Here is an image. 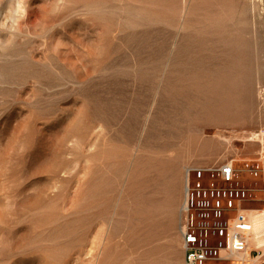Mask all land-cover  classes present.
<instances>
[{
	"label": "rangeland",
	"instance_id": "1",
	"mask_svg": "<svg viewBox=\"0 0 264 264\" xmlns=\"http://www.w3.org/2000/svg\"><path fill=\"white\" fill-rule=\"evenodd\" d=\"M259 83L250 0H0V264H182L187 166L261 197Z\"/></svg>",
	"mask_w": 264,
	"mask_h": 264
},
{
	"label": "built area",
	"instance_id": "2",
	"mask_svg": "<svg viewBox=\"0 0 264 264\" xmlns=\"http://www.w3.org/2000/svg\"><path fill=\"white\" fill-rule=\"evenodd\" d=\"M250 1L264 16V0ZM238 160L230 156L212 165L186 167L179 223L182 264H243L242 259L251 252L256 258L260 256L250 237L254 227L251 213L260 211L264 219V146L255 158L243 160L248 174L260 180V198L252 197L257 187L245 188L237 181ZM258 200L263 203L260 210L245 206L247 201Z\"/></svg>",
	"mask_w": 264,
	"mask_h": 264
},
{
	"label": "bare ground",
	"instance_id": "3",
	"mask_svg": "<svg viewBox=\"0 0 264 264\" xmlns=\"http://www.w3.org/2000/svg\"><path fill=\"white\" fill-rule=\"evenodd\" d=\"M184 196H185V190H184ZM251 215H253L252 223L254 227L252 230V235L250 237V240L252 246L256 248H262V245H264V219L262 216V212L253 211ZM242 260H243V264H246V262L250 260L248 254Z\"/></svg>",
	"mask_w": 264,
	"mask_h": 264
},
{
	"label": "crops",
	"instance_id": "4",
	"mask_svg": "<svg viewBox=\"0 0 264 264\" xmlns=\"http://www.w3.org/2000/svg\"><path fill=\"white\" fill-rule=\"evenodd\" d=\"M264 88V85L262 83H259L258 84V88ZM259 97V96H258ZM224 103L222 105V109H221V114H222V117L224 116H227V115H231V113L233 112V106H234V102L235 101V97L234 95H232L231 93L230 94H227V97L224 99ZM213 107H212V112H211V116H207L204 118V120L201 122L203 124H206L210 121H218L219 120V115H218V112H217V101L216 99L213 97ZM263 105H264V90H263ZM204 109L207 108L208 106H202ZM202 146H208V144L206 142H203Z\"/></svg>",
	"mask_w": 264,
	"mask_h": 264
}]
</instances>
